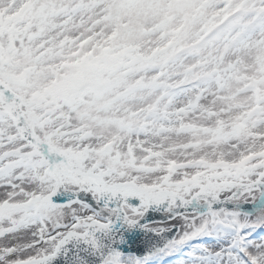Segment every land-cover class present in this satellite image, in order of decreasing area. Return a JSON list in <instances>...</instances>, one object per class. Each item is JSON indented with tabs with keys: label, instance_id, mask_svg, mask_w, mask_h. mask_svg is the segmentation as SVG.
<instances>
[{
	"label": "snow or ice",
	"instance_id": "obj_1",
	"mask_svg": "<svg viewBox=\"0 0 264 264\" xmlns=\"http://www.w3.org/2000/svg\"><path fill=\"white\" fill-rule=\"evenodd\" d=\"M0 264H264V0H0Z\"/></svg>",
	"mask_w": 264,
	"mask_h": 264
}]
</instances>
